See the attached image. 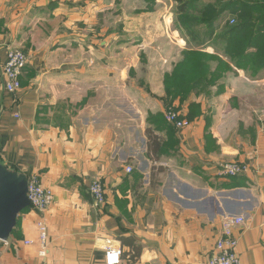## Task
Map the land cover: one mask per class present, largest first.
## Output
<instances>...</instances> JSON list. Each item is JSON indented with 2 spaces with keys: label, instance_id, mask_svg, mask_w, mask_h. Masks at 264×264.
Returning <instances> with one entry per match:
<instances>
[{
  "label": "crops",
  "instance_id": "1",
  "mask_svg": "<svg viewBox=\"0 0 264 264\" xmlns=\"http://www.w3.org/2000/svg\"><path fill=\"white\" fill-rule=\"evenodd\" d=\"M85 23L79 0H0V162L53 194L46 210L19 213L0 240V264H105L109 244L120 248L119 264H207L229 215L244 217L232 228L240 264H264V66H246L257 42L238 68L226 48L235 22H216L193 49L232 69L206 93L167 101L164 75L189 49L186 36L170 30L168 40L144 41L134 58L127 49L140 44L136 37ZM88 27L105 33L87 37ZM162 40L166 51H158ZM7 47L27 56L15 94L1 75ZM116 75L121 99L102 103L100 79ZM71 91L78 103L64 101ZM167 108L188 126L166 122ZM230 161L247 170L222 175L219 164ZM93 179L104 187L102 206L88 194ZM39 218L48 231L44 256Z\"/></svg>",
  "mask_w": 264,
  "mask_h": 264
},
{
  "label": "trees",
  "instance_id": "2",
  "mask_svg": "<svg viewBox=\"0 0 264 264\" xmlns=\"http://www.w3.org/2000/svg\"><path fill=\"white\" fill-rule=\"evenodd\" d=\"M146 2L144 10L153 11L155 0ZM176 4L177 29L188 38V50L182 51V58L175 63L172 71L164 75V89L167 101L187 93L207 92L216 84L222 73L232 68L217 56L194 50L204 44L214 32V24L224 14L235 16V24L226 32L229 36L227 56L238 68H250V62L264 66V0H173ZM204 28L200 30L202 25ZM226 24H229L226 21ZM233 24V23H232ZM204 30V31H203ZM241 31H246L244 34ZM203 34V35H201ZM254 35V36H252ZM255 43L256 52L249 57L246 66L238 57ZM194 43V44H193Z\"/></svg>",
  "mask_w": 264,
  "mask_h": 264
},
{
  "label": "rangeland",
  "instance_id": "3",
  "mask_svg": "<svg viewBox=\"0 0 264 264\" xmlns=\"http://www.w3.org/2000/svg\"><path fill=\"white\" fill-rule=\"evenodd\" d=\"M145 7L146 2L143 0H79V22L83 23L85 21L87 24L94 22V26L96 25L97 27L119 31L121 34L128 33L133 35L136 37V41L140 44L138 46L135 44L132 47H129L127 51L135 58L138 53L137 50L139 46L144 41H147V44L154 43L156 41L155 37L165 39L167 38L166 32L169 36H172L173 34H171L170 30H172V32L174 30L178 31L174 11L177 6L173 0H155L153 11H143ZM83 13H86V15H83ZM227 18L230 19V15L228 13L222 15L217 21V24L219 25L220 23L224 26L226 21L229 22V19ZM90 25L93 26L92 23ZM200 28V30H202L204 26L202 25ZM81 29H83V27L79 26V31H81ZM82 32L85 33L87 37L92 36L97 38L103 35L105 30L96 32V29L88 27V30H83ZM179 35L181 37L184 36L181 35L180 32ZM161 43L163 47L158 45V51H160V49L166 51L164 47V40H162ZM123 51H125V49H120V52H118L116 56L118 57L124 55ZM155 54L156 53L152 55V58L155 56ZM106 70L107 68L104 71ZM109 71H112L111 67H109ZM102 72L103 69L101 68V73ZM130 79L135 80V77L134 79L133 77H130ZM100 81V85L102 87L101 89L103 90L101 95V97L103 96V98H101L102 103H110L109 101H111L112 97H114V99H121L118 98L122 96V92L121 83L117 75L114 77L113 81L111 80V77L106 76H102ZM75 85L79 86V79L74 80L73 83L69 85V89L73 90L72 86L74 87ZM127 86L129 85L127 84ZM127 91L132 97H135L133 92H131L129 89ZM65 96L67 97L64 100L65 102H79V93L76 94L71 91L66 93ZM57 97H59L58 93H56V98ZM135 98L136 100L138 99L137 97ZM79 106L82 105L80 104Z\"/></svg>",
  "mask_w": 264,
  "mask_h": 264
},
{
  "label": "built area",
  "instance_id": "4",
  "mask_svg": "<svg viewBox=\"0 0 264 264\" xmlns=\"http://www.w3.org/2000/svg\"><path fill=\"white\" fill-rule=\"evenodd\" d=\"M229 23H234L230 18ZM27 63V56L20 49L7 47L5 62L1 66V75L3 77L4 89L15 94L20 87L19 76ZM166 122L176 129H183L188 126L189 121L182 118L178 111L173 108H167L164 112ZM132 168L127 166L126 172ZM247 170V165L230 161L219 164V172L224 176H236ZM88 194L97 206H102L105 202L104 187L98 179H93L88 187ZM27 196L30 207L38 211L46 210L53 201L52 191L45 188L37 176H31L27 181ZM244 217L242 215H229L222 221V236L217 239L214 250L207 260V264H240L238 254L236 253L237 240L232 234V228L242 224ZM38 232L39 254L44 256L48 245L47 226L42 218L36 222ZM118 252V264L120 263L121 250L109 244L105 249L104 263L108 264L107 256L111 252Z\"/></svg>",
  "mask_w": 264,
  "mask_h": 264
},
{
  "label": "water",
  "instance_id": "5",
  "mask_svg": "<svg viewBox=\"0 0 264 264\" xmlns=\"http://www.w3.org/2000/svg\"><path fill=\"white\" fill-rule=\"evenodd\" d=\"M28 178L9 170L0 162V240L8 239L17 216L30 206L27 196Z\"/></svg>",
  "mask_w": 264,
  "mask_h": 264
},
{
  "label": "clouds",
  "instance_id": "6",
  "mask_svg": "<svg viewBox=\"0 0 264 264\" xmlns=\"http://www.w3.org/2000/svg\"><path fill=\"white\" fill-rule=\"evenodd\" d=\"M100 246L103 247V243ZM118 256L119 253L116 251L109 253L107 256L108 264H118Z\"/></svg>",
  "mask_w": 264,
  "mask_h": 264
}]
</instances>
